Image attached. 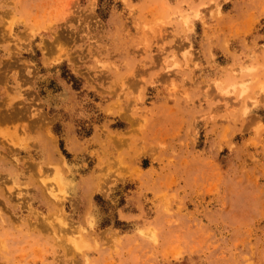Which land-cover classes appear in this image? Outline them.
<instances>
[{"label":"rangeland","instance_id":"374dc122","mask_svg":"<svg viewBox=\"0 0 264 264\" xmlns=\"http://www.w3.org/2000/svg\"><path fill=\"white\" fill-rule=\"evenodd\" d=\"M0 264H264V0H0Z\"/></svg>","mask_w":264,"mask_h":264}]
</instances>
